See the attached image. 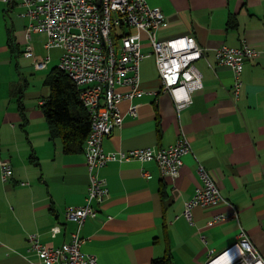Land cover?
I'll use <instances>...</instances> for the list:
<instances>
[{
  "label": "crops",
  "instance_id": "1",
  "mask_svg": "<svg viewBox=\"0 0 264 264\" xmlns=\"http://www.w3.org/2000/svg\"><path fill=\"white\" fill-rule=\"evenodd\" d=\"M145 1L163 13L158 38L193 35L203 47L205 56L196 61L203 86L192 93L188 106L177 109L170 94L161 91L154 57L145 56L139 68L142 91L118 103L122 125L103 138L102 148L157 150L173 144L182 131L191 151L182 156L174 179L162 176L155 161L130 159L102 166L99 173L106 180L108 198L98 215L81 226V250L96 255L99 264H151L166 249L172 264H205L209 251L219 254L227 249L241 226L264 259V0ZM20 11L15 1L0 0V157L12 167L7 182L0 178V264H42L35 253L26 251L27 235L37 232L41 242L54 247L70 241L77 226L65 218L64 208L83 202L89 179L83 147L64 153L61 140L50 134L40 109L49 92L28 106V81H17L11 72L13 55H23L26 44V19ZM34 34L41 36V43L33 41ZM141 37L142 51L150 52L145 34ZM242 41L257 55L244 62L242 88L234 99L232 70L217 63L214 54L221 44L236 46ZM44 42V33H32L33 55L23 56L44 60V54L35 53L39 45L47 50ZM45 59L41 69L52 62L49 55ZM130 105L135 106V116L128 112ZM198 163L236 206L239 223L227 219L206 225L213 214L227 209L225 205L196 207L194 225L187 223L183 205L201 183ZM53 225L59 226L55 235L50 232Z\"/></svg>",
  "mask_w": 264,
  "mask_h": 264
},
{
  "label": "built area",
  "instance_id": "2",
  "mask_svg": "<svg viewBox=\"0 0 264 264\" xmlns=\"http://www.w3.org/2000/svg\"><path fill=\"white\" fill-rule=\"evenodd\" d=\"M10 1L21 7L19 15L26 19L23 55H33L29 40L31 34L37 32L44 33L46 49L61 48L57 66L74 82L78 98L90 120V130L83 145L89 179L87 191L81 204L64 208L65 218L76 223V230L71 233L70 241L57 247L41 242L37 232L29 233L26 251L35 253L42 264H99L96 255L81 250L85 239L80 235V228L85 220L98 215L108 198L106 180L99 173L101 167L111 161H155L162 176L174 179L182 166V156L191 151L189 139L182 131L173 144L157 150L138 147L104 151L103 138L122 125L123 115L118 103L132 99L142 91L139 87L140 62L151 54L161 80V91L170 94L177 109L188 106L192 93L203 86L196 61L205 56L204 49L193 35L158 38L163 13L158 7L149 6L145 0ZM117 28L120 37L116 41L112 32ZM141 33L146 36L150 52L142 51ZM214 55L217 63L232 70L231 94L237 99L243 84V64L254 59L257 50L242 41L236 46L221 44ZM47 59L34 62V68L45 67ZM208 65L212 67L210 62ZM128 112L135 116V106L130 105ZM196 170L201 183L184 201L182 215L187 223L194 225V208L217 205H225L227 209L213 214L207 220V226L227 219L239 223L236 206L221 194L200 163ZM11 174L9 160L0 157L1 181L7 182ZM58 231V225L50 228L51 235ZM202 239L205 241L204 236ZM209 255L205 264H264V259L241 226L237 238L227 249L219 254L210 250Z\"/></svg>",
  "mask_w": 264,
  "mask_h": 264
},
{
  "label": "trees",
  "instance_id": "3",
  "mask_svg": "<svg viewBox=\"0 0 264 264\" xmlns=\"http://www.w3.org/2000/svg\"><path fill=\"white\" fill-rule=\"evenodd\" d=\"M112 37L116 41L119 39L118 28L113 30ZM44 82L49 86L50 91L47 99L40 105V109L51 136L61 140L64 153L82 151L90 130V120L78 98L74 82L58 66L49 72ZM18 110L22 120L25 121L24 108L21 103H19ZM161 195L166 197L163 187ZM151 264H172L169 250L166 249L162 257L153 258Z\"/></svg>",
  "mask_w": 264,
  "mask_h": 264
},
{
  "label": "rangeland",
  "instance_id": "4",
  "mask_svg": "<svg viewBox=\"0 0 264 264\" xmlns=\"http://www.w3.org/2000/svg\"><path fill=\"white\" fill-rule=\"evenodd\" d=\"M32 37L33 41L41 43L39 42L41 39V36L39 34H34ZM39 48L40 52L35 53H39L41 55L44 54L42 55L44 56L43 59L46 58V55H49L52 60L47 69H35L33 66V59L25 58L22 53L19 52L13 55L11 62V65L13 66V68L11 66V72L17 78L16 80L20 81L21 83H24V81H28V85L24 93V101L28 106L34 105L38 97L43 96L47 94V92H49V87L44 84V78L47 76L49 70L52 67L58 65L59 57L62 53L61 48L52 47L47 49L48 51L45 49H41V45H39ZM22 49L24 50V47ZM16 64L18 66V71H16L15 69ZM12 102L14 103L13 100Z\"/></svg>",
  "mask_w": 264,
  "mask_h": 264
}]
</instances>
